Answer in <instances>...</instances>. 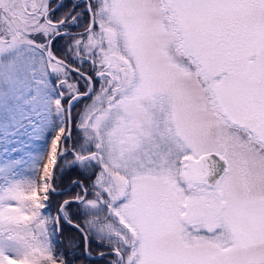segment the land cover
I'll return each mask as SVG.
<instances>
[{
  "label": "snow or ice",
  "instance_id": "1",
  "mask_svg": "<svg viewBox=\"0 0 264 264\" xmlns=\"http://www.w3.org/2000/svg\"><path fill=\"white\" fill-rule=\"evenodd\" d=\"M50 3L0 0V264H75L62 224L111 264H264V0H88L78 34Z\"/></svg>",
  "mask_w": 264,
  "mask_h": 264
},
{
  "label": "trees",
  "instance_id": "2",
  "mask_svg": "<svg viewBox=\"0 0 264 264\" xmlns=\"http://www.w3.org/2000/svg\"><path fill=\"white\" fill-rule=\"evenodd\" d=\"M62 43V40H57L54 43V50L57 51L59 55L64 54V50L59 49V45ZM65 46V45H64ZM67 46V45H66ZM75 74V73H73ZM76 75V74H75ZM80 104H77L76 106L73 107L72 109V134L73 138L75 140H79L81 138V132L77 126L79 117H80V110L79 106ZM83 105V102H82ZM69 149L72 147V143L68 144ZM71 159V157H69ZM60 167H63V165H59ZM79 172L78 170H72V171H67L65 170L64 172V177L62 180L58 179L56 183L57 190H64L67 189L69 186H71V179H79ZM90 183V181L86 182ZM80 191L79 188H75L72 186V191L71 193L64 194L62 192L60 195H54L50 198V200L47 202L48 207L46 210L49 211L50 216H56L58 214V208L59 205L63 202L64 199H68L70 195H75ZM71 215L74 217L75 223L80 224L81 227L84 226V217L78 212L77 208L75 205H73L70 209ZM56 236V244H54V247L56 248L57 251L64 252V253H70L73 251V249H70L67 245V240L69 237H73L75 239V242L79 245L74 249V251L77 253L75 256H71L70 258L75 262V264H97L98 262H103L105 261V258H99V259H88L86 257V251L85 247L83 244L82 237L78 231H76L74 228L70 227L67 224H62L61 225V231L55 235ZM101 244L97 243L96 240L90 239L88 242V252L92 256L100 255L101 252H106L102 251L100 246ZM106 246V245H104ZM107 248V246H106Z\"/></svg>",
  "mask_w": 264,
  "mask_h": 264
},
{
  "label": "flooded vegetation",
  "instance_id": "3",
  "mask_svg": "<svg viewBox=\"0 0 264 264\" xmlns=\"http://www.w3.org/2000/svg\"><path fill=\"white\" fill-rule=\"evenodd\" d=\"M87 2H88V0H51L50 7L53 9V11L50 12V15H51L52 19L55 21L61 17L69 16V14L75 15L76 13H80L81 15L77 17V21H78L77 24L70 25L68 30L70 32H72L73 34L83 33L85 31L86 25L89 23V14H88V11L86 8ZM58 39L62 40V43L59 45V49L64 50V54H65L66 49H67L66 45H67V43H69V39L66 37H60ZM64 54H63V56H64ZM65 58L68 59L69 63H72L71 58H69V57H65ZM74 67H76L75 64H74ZM77 67H80V70L82 72H85L89 75H92L93 81L95 83L96 78L93 74V69L90 67L89 64L85 63L83 66L77 65ZM73 73H75V72H73ZM75 74H77V73H75ZM96 87H97V89L99 88L98 83L96 84ZM80 89L82 91V88H80ZM88 103H90V101H88ZM83 105L85 107L84 102H83ZM84 107H83V109H84ZM86 257H87V255H86ZM100 258H102V256ZM103 258H105V261H103L100 264H111V260L114 257L109 253V251H106V252H104ZM97 264H99V262Z\"/></svg>",
  "mask_w": 264,
  "mask_h": 264
},
{
  "label": "rangeland",
  "instance_id": "4",
  "mask_svg": "<svg viewBox=\"0 0 264 264\" xmlns=\"http://www.w3.org/2000/svg\"><path fill=\"white\" fill-rule=\"evenodd\" d=\"M58 39V38H57ZM68 44L69 43H67V46H68ZM76 67H77V65H75ZM72 79H73V81H75V82H77L78 84H79V87L80 88H82V91L84 90L83 88H84V82L82 81V80H80L79 79V77H78V75L76 74H72ZM78 104H80L79 106H81L80 108H79V110H80V113H82V111H83V107H84V105H82V102H80V103H78ZM81 115V114H80ZM72 121H73V119H72ZM73 123V122H72ZM78 124H79V121H78ZM78 124H77V126H78ZM26 177H28V176H30L31 174H30V172H26L25 174H24ZM47 203V202H46ZM47 209V207L46 208H43V209H41L40 211H41V213L42 214H47L48 216H50V213H49V211L48 210H46ZM51 217V216H50ZM56 236H54L53 237V242H54V244H56ZM97 242V241H96ZM98 243V242H97ZM100 246H102L101 247V249H102V251H109L108 250V247L106 248V246H104V245H100ZM100 263H102V262H99V264Z\"/></svg>",
  "mask_w": 264,
  "mask_h": 264
},
{
  "label": "water",
  "instance_id": "5",
  "mask_svg": "<svg viewBox=\"0 0 264 264\" xmlns=\"http://www.w3.org/2000/svg\"><path fill=\"white\" fill-rule=\"evenodd\" d=\"M69 187H72V185L71 186H69ZM68 187V188H69ZM65 190V189H64ZM64 190H58V192L59 193H62V192H64ZM85 251H86V255H87V257L89 258V259H98V258H100L101 257V255H96V256H91V255H89V252H88V245H87V249H85Z\"/></svg>",
  "mask_w": 264,
  "mask_h": 264
}]
</instances>
